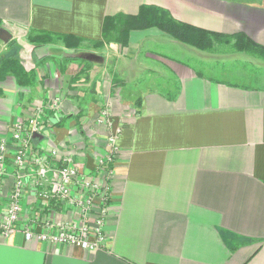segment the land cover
<instances>
[{
	"label": "crops",
	"instance_id": "1",
	"mask_svg": "<svg viewBox=\"0 0 264 264\" xmlns=\"http://www.w3.org/2000/svg\"><path fill=\"white\" fill-rule=\"evenodd\" d=\"M143 5L163 7L174 18L202 29L244 32L264 45V0H0V27L8 34L5 40L0 37V66L2 59L10 53L17 58L25 47L28 57L22 53L18 59L22 71L32 72L35 78L29 86L19 84L12 75L0 82V141H11L15 123L27 120L35 105L48 106L64 92L67 76L81 70L84 76L94 72L89 82L78 80L76 85L71 80L75 84L65 88L75 90L81 105L88 94L80 92L94 89L98 93L103 77L109 76L110 62L126 78L142 52L137 51V43L132 44L135 39L126 46L135 49L130 54L115 41L103 48L92 42L102 40L108 15H134ZM32 34H51L54 41L38 42ZM67 35L83 38L79 47L86 45L87 52L67 47ZM167 37L149 29L141 40L157 43L158 50H163L170 44ZM171 47L180 44L173 42ZM186 51L193 55L194 50ZM125 63L131 65L125 68ZM188 67L178 71L190 81L181 83L176 102L143 91L138 114L131 115L135 109H129L124 96L111 98L113 128L122 125V135L106 219V246L88 250L25 240L20 231L9 236L0 233V264H264V85H260L264 82L239 86L200 77L205 73ZM122 90L118 88L117 93L121 95ZM63 106L64 115L74 116L71 141L64 140L70 132L56 125L58 117H64L65 124L69 120L51 110L43 115L48 125L40 141L80 154L88 167L106 151L107 127L87 120L83 129L76 125L81 114L73 101L66 98ZM52 133L57 137L52 138ZM76 138L81 141L80 150L78 144L73 148ZM85 141L89 145L93 141L95 152H87ZM12 159V154L6 159L0 210L10 200ZM26 196L32 214L38 208L33 209L37 201L30 183ZM53 206L60 220L71 218V212Z\"/></svg>",
	"mask_w": 264,
	"mask_h": 264
},
{
	"label": "built area",
	"instance_id": "2",
	"mask_svg": "<svg viewBox=\"0 0 264 264\" xmlns=\"http://www.w3.org/2000/svg\"><path fill=\"white\" fill-rule=\"evenodd\" d=\"M59 107L56 98L48 106H34L27 120L15 123L11 141H0V207L3 180L8 173L6 159L11 154L15 166L9 203L5 210H0V233L9 236L20 231L25 240L36 238L47 244H71L83 249L100 250L107 242V217L105 211L101 214L94 211L89 192H102L99 196L105 206V194L111 188L105 177L111 178L116 174L117 153L111 157L113 168L102 169L99 164L104 160L96 159L93 167H87L78 155L61 151L57 143H44L42 140L37 147L33 142L35 135H40L46 124L44 113L49 110L56 112ZM112 131L116 133L120 129L115 127ZM28 182L35 189L37 203L33 209L38 208L32 214L28 213L27 206ZM53 205L61 206V211L71 212V218L60 220L57 210H52L56 209ZM46 208L49 210L47 213L44 212Z\"/></svg>",
	"mask_w": 264,
	"mask_h": 264
},
{
	"label": "rangeland",
	"instance_id": "3",
	"mask_svg": "<svg viewBox=\"0 0 264 264\" xmlns=\"http://www.w3.org/2000/svg\"><path fill=\"white\" fill-rule=\"evenodd\" d=\"M147 30L149 29H145L144 31H138L134 33L133 35H131L130 37V41H132L133 39L136 40V41L133 40L132 44L134 45H136V43L138 44L137 49L139 48L140 49L137 51L139 52L142 50V52L140 53V55H138L139 59L137 58L138 60L137 59L134 60L133 70L127 72V74L124 76L126 78H123L122 76H120L118 71L116 70L117 68L114 65V63L110 62L109 76L105 75V77H103L105 80V83L104 85H101V88L99 86L97 87L98 93L94 92V89L87 90L85 92H80V93H83L84 95L88 94V97L85 98L86 100H83L82 105L79 101H77L80 98L76 96L75 94H73L75 90L73 88L65 90V88L66 87L69 88L71 84H75V83L76 85L79 84L77 83L78 80L89 82L91 80V77L94 76V72L93 74H88V76H84V74H81L82 73V70H81L80 72H77L76 75H74L73 77L67 76L66 78L67 84L64 87V89L62 88L64 92L62 93L60 92V95H57V96L55 95V98L58 99V102L60 103V107L56 111V114H59L60 112L63 114L64 106L62 107V105L65 99L68 98L71 101H73V106L74 107L76 106L77 108L76 110H78V113L81 114L79 117L75 119L77 126L80 125L81 128L85 129L87 128L86 125L88 123H85V124L83 123L89 120V123H93V126L96 125L99 127L100 125H105L107 127L108 133L106 136H104V139L107 142L106 151L103 155L97 154L98 156H96L97 160L105 161L99 164L100 168L102 169H112L113 168L114 163L112 162L111 157L114 156L119 151V147H120L119 138L122 135V125L121 124H120L121 126H116V127H119L120 131L116 133H114L115 131H112L114 127V125L112 124V120H111V117H112L111 98L112 96L116 95L118 97L117 99H120V100H122L121 96H124V98H126L127 100L126 104L128 105L130 104L129 109L131 111L135 109V111H133L131 115L138 114V110L136 109V107L141 105V98L143 99L142 97L143 91H145L146 95H149V96H153V94L168 96L171 99H173L172 102H176L178 98H180L181 93H182L181 83L190 81V79L186 80L185 78L186 76L181 77L178 74V71L180 72V69L182 67H185L186 65L190 66L188 67L189 69L194 70L198 73H201V72L205 73L201 75L200 77H208L211 79L213 78L215 80H218L224 83H234L239 86H245L248 84H254L255 81H259V80L262 81V83L264 82V59L261 57H255L247 52L238 50L234 45H232L233 44L232 42H234V40L231 41L230 45H219L218 44L214 51H203L189 44L178 41L172 38L171 36H168L167 38L169 39L167 40H170L169 41L170 44L165 45L164 46L165 49L164 47H162L163 50H160V49L158 50L157 45L159 44L150 42L148 40L146 41L141 40V38L144 36ZM32 38L36 39L38 42H51L44 35L32 34ZM139 40L141 41V44L139 43ZM173 42H174V45L180 44V47H174V49H172L171 44H173ZM106 43L109 44L111 43V41L104 42V45ZM104 45L100 46V48H103ZM182 46L183 48L181 49ZM120 47L122 50H124L123 51L124 53L128 52V54H130V53L136 52L134 48H132V50H129L130 48L122 44L120 45ZM75 48L77 50L76 52H80V51L82 52V50H85V52H87L86 45H84L83 48H80L79 46ZM188 48H190L191 50H194L193 55H191L190 53L186 51ZM164 51H166L167 53H165ZM17 53H18V57L20 56L22 57V53L24 57H28L29 55L25 47L24 48L22 47V51L17 52ZM164 53L166 55H168L169 53V57L168 58L165 57ZM119 56H122V54H119ZM198 58L200 59L203 58L206 61H202L203 62L202 63L200 59ZM69 62L71 63V61ZM130 65L131 64H128V67ZM86 66L88 67L89 64H86ZM124 67L128 68L126 63L124 64ZM139 67H141L140 71H139ZM85 71L89 73L92 71V68L89 67L88 69H85ZM58 72L57 74H59ZM81 77H84V78L81 79ZM71 80L75 81V83L73 82L71 83ZM82 84L83 86H85L87 83L82 82ZM260 85H264V84H260ZM91 86L93 85L90 82V87ZM94 86H97V81ZM115 87H116V90H115ZM118 88H123L122 90L123 93L121 95L117 93L119 92ZM103 95L105 96L107 95V98L108 97L109 98L106 100ZM159 95L154 96V98H159ZM97 97H99V99H97ZM64 116L65 118H67V120H69V124H65L64 117H58L56 118L58 121L56 125L59 126V124H61V127L64 128V130H68V132H70L67 138L64 140L71 141L72 139L71 134H73L72 133L73 129L71 127L74 126V122L71 123V121L74 120L73 118L74 116L71 117L68 114ZM45 125H48V124H45ZM93 126H90V129H88L89 133L92 132L93 129L91 128H93ZM54 128L58 129L57 127H54ZM54 128L53 130H55ZM54 134L52 138L57 137ZM93 141L92 143H90V145L88 144L87 141L84 142L87 147V152H95L96 147L93 146ZM36 142L37 144H39V141H36ZM73 143H72L73 148L75 144H78L79 147L76 146V148L78 150L81 149L82 144L79 139L77 138L74 139ZM79 159H81L80 156H79ZM116 162L117 161H115V167H116ZM91 165L93 167L94 163ZM94 176H97V173L94 172ZM114 177L115 175L113 177L111 176V178L105 177V181L108 182L109 187H112V182H113Z\"/></svg>",
	"mask_w": 264,
	"mask_h": 264
},
{
	"label": "trees",
	"instance_id": "4",
	"mask_svg": "<svg viewBox=\"0 0 264 264\" xmlns=\"http://www.w3.org/2000/svg\"><path fill=\"white\" fill-rule=\"evenodd\" d=\"M145 29H155L161 35L171 36L203 51H214L218 44L230 45L231 41L234 40L232 45L238 50L264 59V45L258 43L248 34L244 32L228 34L202 29L174 18L167 9L156 5H143L139 13L134 15L122 13L108 15L104 20L102 40L93 43L99 47L104 45V42L115 41L120 45L128 46L133 32L144 31ZM45 35L48 36L49 41L54 39L51 34ZM64 40L67 47L71 48L78 47L83 43V38L75 36H64ZM8 75L16 77L17 82L24 86L32 85L35 82L32 72L22 71L20 61L14 53H10L8 57L2 59L0 82L6 79ZM34 141H40L39 136L34 138ZM48 211L46 208L44 212L47 213Z\"/></svg>",
	"mask_w": 264,
	"mask_h": 264
},
{
	"label": "bare ground",
	"instance_id": "5",
	"mask_svg": "<svg viewBox=\"0 0 264 264\" xmlns=\"http://www.w3.org/2000/svg\"><path fill=\"white\" fill-rule=\"evenodd\" d=\"M116 160L117 159L115 158V161ZM100 194H102V192L91 190V192H89V198H90L89 200L93 203L95 212H99L101 214L103 211H105V216L107 217L109 213L110 201L112 196V187L110 188V191L105 194V201H106L105 206L101 203L99 196Z\"/></svg>",
	"mask_w": 264,
	"mask_h": 264
},
{
	"label": "water",
	"instance_id": "6",
	"mask_svg": "<svg viewBox=\"0 0 264 264\" xmlns=\"http://www.w3.org/2000/svg\"><path fill=\"white\" fill-rule=\"evenodd\" d=\"M7 33L5 32V30L3 28L0 27V37L3 38L4 40L7 39L6 35ZM8 35V34H7ZM40 137V135L36 134L35 137Z\"/></svg>",
	"mask_w": 264,
	"mask_h": 264
}]
</instances>
